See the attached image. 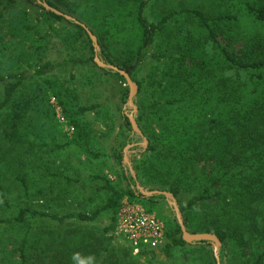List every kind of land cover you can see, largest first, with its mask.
Masks as SVG:
<instances>
[{
	"label": "trees",
	"instance_id": "obj_1",
	"mask_svg": "<svg viewBox=\"0 0 264 264\" xmlns=\"http://www.w3.org/2000/svg\"><path fill=\"white\" fill-rule=\"evenodd\" d=\"M19 1L6 0L0 7L13 9ZM28 1L39 6L46 19L70 23L74 31L66 33V40L82 39L94 58L92 42L80 24L46 11L36 0ZM44 1L60 10L57 4L64 13L89 28L105 59L131 78L145 59L159 27L167 21L174 22L172 40L165 45L166 55L158 74L149 78L151 90L143 107V116L151 128L149 139L160 148L146 162L143 174L147 179L169 185L168 191L176 199L181 187H187L185 179L200 167L202 178L195 175L191 182L202 183L200 193L184 202L177 200L185 228L193 234H214L221 247L232 245L240 253H245L252 241L255 250L241 256L256 260L253 264L264 262V215L261 212L252 215L255 209L251 207L264 203V0H212V11L170 12L158 24L147 19L149 0ZM185 23L187 27H183ZM112 44L119 48L114 58L109 56L110 52H104L110 51ZM66 65L68 62L59 64ZM54 68L47 62L34 74L0 76L4 89L0 108L14 103L17 89L26 79ZM135 82L142 89L144 80ZM43 96L45 99V93ZM57 97L60 99L59 94ZM89 109L79 108L76 114ZM71 124L75 127V144L88 157H97L84 145L90 140L87 125L73 118ZM102 179L108 196L101 207L90 214L54 219L59 223L64 219L92 222L105 213L109 224L101 232L106 237L116 233V216L124 198L142 205L148 212L153 210L152 198H145L138 191L118 190ZM19 182L26 188L24 177ZM0 201L7 206L3 190ZM27 212L20 209L15 221L23 223ZM102 237L89 230H74L59 245L37 248L43 259L39 264H44V260L48 264H71L75 252L97 258L104 249ZM27 243L28 231L16 250L20 264L32 261ZM186 245L177 225L172 226L171 232L165 229L161 249L164 254L170 256L173 248ZM242 264H251L250 258Z\"/></svg>",
	"mask_w": 264,
	"mask_h": 264
},
{
	"label": "rangeland",
	"instance_id": "obj_2",
	"mask_svg": "<svg viewBox=\"0 0 264 264\" xmlns=\"http://www.w3.org/2000/svg\"><path fill=\"white\" fill-rule=\"evenodd\" d=\"M5 1L0 0V6ZM212 5V0H149L146 16L149 22L158 24L170 12L184 9L209 12L214 10ZM56 6L59 12L74 18ZM174 26V22L167 21L159 27L145 59L131 78L133 82L144 80L142 89L137 88L134 109L128 104L124 78L99 67L82 39L66 40V33L74 31L70 23L46 19L39 6L28 0H20L13 9L0 7V76L34 74L47 62L55 66L51 72L26 79L15 93V104L0 108V190L7 201V206L0 201V264H20L16 250L27 231L30 264H39L42 259L37 248L59 245L74 230L85 229L102 237L101 231L109 224L105 213L92 222L64 219L59 223L54 219L90 214L101 207L108 196L102 178L118 190L137 191L138 184L146 191L169 192V185L147 179L142 171L160 149L149 139L151 128L143 116V107L151 90L149 78L158 74ZM187 26L188 23L183 25ZM104 52H110L109 56L114 58L119 48L112 44L111 50ZM98 57L115 66L105 59L100 47ZM63 62L68 65L59 66ZM3 98L4 89L0 85V102ZM83 107L90 109L76 114ZM129 115L135 119L142 136L131 130ZM72 118L87 125L90 140L84 145L97 157H88L75 144ZM201 170L198 167L185 179L187 187H181L176 201L184 202L200 193L202 183L191 182L195 175L202 178ZM21 177L26 188L19 182ZM151 198L154 201L151 213L161 219L165 229L171 232L173 225L179 227L175 211L167 201L161 196ZM177 205L180 210L181 205L178 202ZM251 207L255 209L252 215L258 212L264 215V203ZM20 209L28 211L23 223L15 221ZM180 214L184 224L181 211ZM106 237H102L104 249L96 264H242L247 258L251 264L256 263L249 256H241L255 250L252 241L245 253L232 245L220 247L215 253L211 245L188 244L173 248L167 256L161 250L165 242L155 250L140 253L117 233ZM44 264L48 261L44 260Z\"/></svg>",
	"mask_w": 264,
	"mask_h": 264
},
{
	"label": "water",
	"instance_id": "obj_3",
	"mask_svg": "<svg viewBox=\"0 0 264 264\" xmlns=\"http://www.w3.org/2000/svg\"><path fill=\"white\" fill-rule=\"evenodd\" d=\"M36 1H37V4L42 6L46 11L52 12L58 16H62L66 20L72 21L76 24H80L85 29V31L87 32V34H88V36L92 42V46H93V50H94V62L99 67L104 68V69H110L111 71L119 74L120 76H122L124 78L126 85L128 86V104L130 106H132V108L136 109L134 102H133L134 97L137 93L136 83L132 81L129 74H127L125 71H123V70H121L115 66L105 64L104 62H102L99 59V57H98L99 45L97 43L96 37L89 31V29L87 27H85L83 24L76 21L74 18H72L68 15H65V14L59 12L58 10L54 9L53 7L49 6L44 0H36ZM128 120L130 123L131 130L134 133L138 134L139 136H142L141 131L139 130L133 116L129 115ZM125 161L127 162V160H125ZM135 188H136L135 190H137L145 198H151L154 196H162L167 201V203L175 211L176 217L178 219L179 228L181 231V238L186 244H196V243H200V242H207L213 247L215 253L219 250V248L221 247V242L218 240V238L214 234H211V233H195V234H193V233H190L185 228V225L183 224V222L181 220V214H180V210L178 209L177 201H176L175 197L170 192H165V191H160V190L146 191L142 187H140L138 184L135 185ZM215 258H216V260H218L216 254H215Z\"/></svg>",
	"mask_w": 264,
	"mask_h": 264
},
{
	"label": "built area",
	"instance_id": "obj_4",
	"mask_svg": "<svg viewBox=\"0 0 264 264\" xmlns=\"http://www.w3.org/2000/svg\"><path fill=\"white\" fill-rule=\"evenodd\" d=\"M115 229L135 252L155 250L165 242V226L161 219L127 198L120 204Z\"/></svg>",
	"mask_w": 264,
	"mask_h": 264
},
{
	"label": "clouds",
	"instance_id": "obj_5",
	"mask_svg": "<svg viewBox=\"0 0 264 264\" xmlns=\"http://www.w3.org/2000/svg\"><path fill=\"white\" fill-rule=\"evenodd\" d=\"M71 264H96L94 255L84 256L79 252H75L71 256Z\"/></svg>",
	"mask_w": 264,
	"mask_h": 264
}]
</instances>
